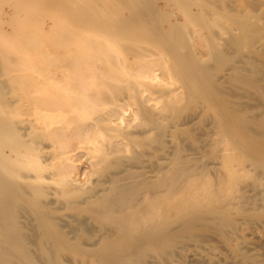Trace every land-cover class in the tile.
Instances as JSON below:
<instances>
[{
	"label": "rangeland",
	"instance_id": "obj_1",
	"mask_svg": "<svg viewBox=\"0 0 264 264\" xmlns=\"http://www.w3.org/2000/svg\"><path fill=\"white\" fill-rule=\"evenodd\" d=\"M0 22V264H264V0H0ZM225 140L254 161L231 206L143 226L218 181Z\"/></svg>",
	"mask_w": 264,
	"mask_h": 264
},
{
	"label": "bare ground",
	"instance_id": "obj_2",
	"mask_svg": "<svg viewBox=\"0 0 264 264\" xmlns=\"http://www.w3.org/2000/svg\"><path fill=\"white\" fill-rule=\"evenodd\" d=\"M132 6V5H131ZM90 22V21H88ZM1 23V22H0ZM5 23V22H4ZM129 29V28H128ZM233 41V40H232ZM235 41V40H234ZM237 42V41H236ZM231 49V48H230ZM44 50V49H42ZM41 50V51H42ZM40 52V49L38 50ZM44 53V51H42ZM42 53V59L45 57L44 54L47 55V53ZM93 55V54H92ZM189 57V56H188ZM44 60H46L44 58ZM49 60V59H48ZM242 65V64H241ZM238 70V69H237ZM236 70V71H237ZM198 71V70H197ZM200 71V70H199ZM241 71V70H240ZM93 99V98H92ZM112 100V99H111ZM122 100V99H121ZM124 100V99H123ZM100 102V101H99ZM113 102V101H111ZM100 104V103H99ZM114 104V103H113ZM13 105V104H12ZM117 107V106H116ZM120 107V106H119ZM127 108V107H126ZM125 108V109H126ZM114 114V113H113ZM125 113H123L124 115ZM118 115V114H117ZM115 117V116H114ZM118 117V116H117ZM101 118V117H100ZM39 119V118H38ZM104 119V118H103ZM106 120V119H105ZM117 120V119H116ZM124 121V118L121 119L120 122H123ZM101 123V122H100ZM39 124V123H38ZM46 125V123L44 124V126ZM41 127V126H40ZM24 128V127H23ZM40 129V128H39ZM38 130V129H37ZM46 130V129H45ZM85 130V129H84ZM39 131V130H38ZM89 132V131H88ZM135 132V131H133ZM138 132V131H137ZM40 133V132H39ZM48 134V133H47ZM140 134V133H139ZM22 135V134H21ZM102 137H103V134H100ZM98 136V137H101V136ZM132 135V134H130ZM223 135V134H222ZM129 136V135H128ZM135 136V135H134ZM133 136V137H134ZM137 136V134H136ZM141 136V135H140ZM226 136V135H225ZM97 137V138H98ZM223 137V136H222ZM227 137V136H226ZM225 137V138H226ZM28 138V137H27ZM44 138V137H43ZM92 138V137H91ZM95 138V137H94ZM132 138V136H131ZM235 138V137H234ZM233 138V139H234ZM87 141H89V137L86 138ZM232 139V141H233ZM238 140V138H235ZM234 139V140H235ZM45 140V139H44ZM96 140V139H95ZM22 141V140H21ZM20 141V142H21ZM87 141L84 143V144H87ZM19 142V143H20ZM30 142V141H28ZM41 143L43 142L40 141ZM39 142V143H40ZM90 142V141H89ZM93 142H94V139H93ZM91 143V144H95L96 142L94 143ZM22 143V142H21ZM40 143V144H41ZM44 143V142H43ZM234 143V142H233ZM233 143H231V141L229 140H225V142H223L222 144V148L220 149V160H221V174L219 176V179L218 181L216 182L212 176L208 173L204 174L201 178L195 180L194 182L192 183H189L184 189H182L180 192L174 194L173 196L167 198L166 200H164L160 205L158 206H155L153 208V210L150 212L149 216L144 220V224L143 226L148 223H152V222H158V221H166L168 219H177L179 220L180 218H183L185 216H189L190 214L194 213L195 211L197 212H200L202 210H206L208 208H213V207H218V206H223V207H230L231 206V201L234 200V198L236 197L235 195L238 193L239 191V186H240V183L245 180L247 177H249V174L251 173L249 169H247L248 167V164H251L254 165V161L253 159L248 156L246 153H244L243 151L239 150ZM237 142H235L236 144ZM241 143V141H240ZM90 144V143H89ZM36 145V144H35ZM43 145V144H42ZM238 145V144H237ZM37 147V146H36ZM36 147H34V149H36ZM41 148V147H39ZM243 148V147H242ZM33 149V148H31ZM244 149V148H243ZM29 150V149H28ZM37 151V150H36ZM39 151V150H38ZM31 153H33L31 151ZM45 154V153H44ZM34 155V153H33ZM40 155V154H39ZM46 155V154H45ZM36 156V155H34ZM46 157V156H45ZM50 158V157H49ZM254 158H257V157H254ZM48 159V158H47ZM35 161V160H34ZM77 161H80V159H68L67 163L64 165V166H61L63 167L64 169V174L62 176V183H64L65 185H70V184H73V185H79L80 182L77 180L78 178L75 177V175H72V170L74 169H78V165L76 164ZM92 162V161H91ZM44 164V163H43ZM99 164V163H98ZM260 166V165H259ZM49 167V166H48ZM55 168V167H54ZM186 168V167H185ZM203 168V167H202ZM211 168V167H210ZM51 169V168H49ZM129 169V168H128ZM184 169V168H183ZM208 169V168H207ZM53 170V169H51ZM62 170V169H60ZM125 170V169H124ZM187 170V169H186ZM76 171V170H75ZM162 171V170H161ZM167 171V170H166ZM190 171V170H189ZM52 172V171H51ZM60 172V171H59ZM164 172V171H163ZM193 172V171H192ZM197 172V171H196ZM203 172V171H202ZM216 172V171H215ZM157 173V172H156ZM79 174V172H78ZM165 174V172H164ZM258 174V173H257ZM262 174V173H261ZM26 175V174H25ZM53 175V174H52ZM158 175V173H157ZM251 175V174H250ZM47 176V175H46ZM58 176V175H56ZM78 176V175H77ZM259 176V175H258ZM262 176V175H261ZM2 177V176H1ZM28 177V176H27ZM51 177V176H49ZM251 177V176H250ZM53 178V177H52ZM119 178V177H118ZM252 178V177H251ZM7 180V179H6ZM187 180V179H186ZM107 181V180H106ZM6 182V181H5ZM9 182V181H8ZM12 184V183H11ZM82 185V184H81ZM13 186V185H12ZM46 186V185H45ZM169 186V185H168ZM67 187V186H66ZM85 187V186H84ZM11 188V187H10ZM25 188V187H24ZM65 188V186H64ZM12 189V188H11ZM14 189V188H13ZM48 189V188H47ZM169 189V188H168ZM167 189V190H168ZM243 189V188H242ZM73 190V189H72ZM71 190V191H72ZM241 190V189H240ZM245 190V189H244ZM106 191V190H105ZM29 192V191H28ZM50 192V191H48ZM77 192V191H76ZM14 193V192H13ZM65 193V192H64ZM73 193V192H72ZM75 193V192H74ZM103 193V192H102ZM101 193V194H102ZM159 193V192H158ZM241 193V192H240ZM244 193V192H243ZM15 194H18L17 190H16V193ZM72 195V194H71ZM90 195V193H89ZM94 195V193H93ZM100 195V194H99ZM240 195V194H239ZM242 195V194H241ZM39 196V195H37ZM145 196V195H144ZM91 197V196H89ZM100 197V196H99ZM158 197V196H157ZM20 198V196H19ZM18 198V199H19ZM22 199V197H21ZM24 199V198H23ZM237 199V198H236ZM96 200V199H95ZM44 201V200H43ZM99 201V200H98ZM126 201V200H125ZM25 202V201H24ZM97 202V201H96ZM100 202V201H99ZM138 202V201H137ZM147 202V201H145ZM49 203V202H48ZM58 203V202H57ZM88 203V202H87ZM28 204V203H27ZM98 204V203H96ZM139 204V203H138ZM147 204V203H146ZM145 204V205H146ZM20 205V204H19ZM30 207V205H28ZM51 206V205H50ZM21 207V206H20ZM238 207V206H237ZM32 210L33 208L30 207ZM52 208V207H51ZM127 208V207H126ZM235 206L232 208V210H234ZM236 209V208H235ZM140 210V209H139ZM200 210V211H199ZM216 210V209H213V211ZM209 211V210H208ZM211 211V210H210ZM217 211V210H216ZM215 211V212H216ZM228 211V210H227ZM231 211V210H230ZM238 211V209H237ZM241 211V210H240ZM195 212V213H196ZM223 212V211H222ZM245 212V211H243ZM14 213V212H13ZM31 213V212H30ZM202 213V211H201ZM37 214V212H36ZM213 215V214H212ZM260 215V214H259ZM199 216V215H198ZM226 216V215H225ZM27 217V216H26ZM7 218V217H6ZM10 218V217H9ZM40 218V216L38 217ZM188 218V217H187ZM44 218H41V220H43ZM49 219V218H48ZM126 219V218H124ZM182 219V220H183ZM186 219V218H185ZM217 219V218H216ZM45 220V219H44ZM181 220V219H180ZM181 220V221H182ZM39 221V220H37ZM171 221V220H170ZM184 221V220H183ZM41 222V221H40ZM39 222V223H40ZM36 223V222H35ZM46 223V222H44ZM159 223V222H158ZM163 223V222H162ZM161 223V224H162ZM169 223V222H168ZM172 223V222H170ZM169 223V224H170ZM178 223V221H177ZM181 223V222H179ZM228 223V222H227ZM49 224V223H47ZM72 224V223H71ZM138 224V223H137ZM164 224V223H163ZM167 224V222H166ZM15 225V224H14ZM21 225V224H20ZM190 225V224H189ZM231 225V224H230ZM41 226H46V225H41ZM160 226V225H158ZM157 226V227H158ZM165 226V224H164ZM172 226V225H171ZM50 227V226H48ZM47 227V228H48ZM142 226L141 225H137L134 232L135 233H139L140 231V228ZM154 226V228L150 227V230L151 228L152 229H155L157 228ZM163 227V226H161ZM224 227V225H223ZM233 227V226H232ZM235 227V226H234ZM46 228V227H45ZM46 228V230L48 231V229ZM162 229V228H161ZM168 229V228H167ZM223 229V228H222ZM239 229V228H238ZM160 230V229H159ZM166 230V228H165ZM27 231V230H26ZM46 231V232H47ZM146 231H147V228H146ZM2 232V231H1ZM29 232V230H28ZM41 232V231H39ZM49 232V231H48ZM47 232V233H48ZM155 232V231H154ZM225 232V230L223 231V233ZM229 232V231H227ZM37 233V232H36ZM158 233V232H157ZM5 234V233H3ZM43 234V233H42ZM50 234V232H49ZM48 234V235H49ZM142 234V233H141ZM150 234V233H149ZM155 234V233H154ZM232 234V233H231ZM27 235V234H26ZM133 235V234H132ZM225 235V234H224ZM242 235V234H240ZM7 236V235H6ZM50 236V235H49ZM52 236V234H51ZM56 236V235H55ZM104 236V235H103ZM145 236V235H144ZM238 236V234H237ZM15 237V236H14ZM20 238V237H19ZM53 238V237H52ZM154 238V237H152ZM197 238V237H195ZM240 238V236H239ZM30 239H32L30 237ZM54 239V238H53ZM148 239V238H147ZM145 240V241H148V240ZM157 239V238H156ZM154 240V239H153ZM227 240V238H226ZM234 240V239H233ZM4 241V240H3ZM56 241H59L58 239H56ZM155 241V240H154ZM6 242V241H5ZM153 242V241H152ZM158 242V241H157ZM231 242V241H230ZM28 243V242H27ZM63 243V242H62ZM156 243V241H155ZM4 244V243H2ZM9 244V243H8ZM60 244V243H59ZM77 244V243H76ZM158 244V243H157ZM19 245V244H18ZM23 245V244H22ZM31 245V244H30ZM47 245V244H46ZM248 245V244H247ZM34 246V245H33ZM32 246V247H33ZM102 246V245H101ZM244 246V245H243ZM10 247V246H9ZM36 247V246H35ZM69 247V246H68ZM71 247V246H70ZM77 247V246H76ZM76 247L73 248L76 249ZM99 247V246H98ZM6 248V247H5ZM23 248H25L23 246ZM48 248V247H47ZM51 248V246H50ZM65 248V246H64ZM30 249V248H29ZM186 249V248H185ZM242 249V248H241ZM247 249V248H246ZM23 250V249H22ZM77 251L79 250L78 248L76 249ZM74 250V251H76ZM83 250V249H82ZM85 250V249H84ZM187 250V249H186ZM33 251V250H31ZM30 251V253H31ZM36 251V250H35ZM54 251V250H53ZM56 251V250H55ZM101 251V250H99ZM98 250L96 251V255H98ZM39 252V251H38ZM50 252V251H49ZM85 252V251H84ZM246 252V251H245ZM250 252V251H249ZM27 254V252H25ZM34 253V252H33ZM40 253V252H39ZM93 253V252H92ZM95 253V251H94ZM17 254V252H16ZM19 254V253H18ZM256 254V253H255ZM264 254V253H263ZM23 255V254H22ZM30 255V254H29ZM28 255V256H29ZM252 255V253H251ZM18 256V255H17ZM34 256V255H33ZM56 256V255H55ZM240 256V255H239ZM245 256V255H244ZM243 256V257H244ZM10 257V256H9ZM13 257V256H12ZM39 257V256H38ZM62 257V256H61ZM236 257V256H235ZM1 258V257H0ZM75 258V257H74ZM134 258V257H133ZM168 258V257H167ZM234 258V257H233ZM241 258V257H239ZM247 258V257H246ZM262 258V257H261ZM44 259V258H43ZM63 259V258H62ZM145 259V258H144ZM250 259V258H249ZM252 259V258H251ZM2 260V259H1ZM39 260V259H38ZM41 260V258H40ZM39 260V261H40ZM56 260V259H55ZM76 260V259H75ZM243 260V258H242ZM16 261V260H15ZM29 261V260H28ZM37 261V260H36ZM35 261V262H36ZM42 261V260H41ZM228 261V260H227ZM232 261V260H231ZM1 262V261H0ZM19 262V260H18ZM78 262V261H77ZM92 262V261H91ZM128 262V261H127ZM148 262V261H147ZM233 262V261H232ZM236 262V261H235ZM5 263V262H3ZM17 263V262H16ZM45 263V262H44ZM145 263V262H144ZM234 263V262H233ZM2 264V263H1ZM12 264V263H11ZM28 264V263H27ZM249 264V263H248Z\"/></svg>",
	"mask_w": 264,
	"mask_h": 264
}]
</instances>
